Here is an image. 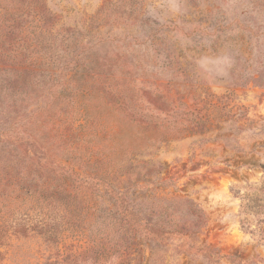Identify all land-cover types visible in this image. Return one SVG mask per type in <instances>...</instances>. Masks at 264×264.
Wrapping results in <instances>:
<instances>
[{"label":"trees","instance_id":"1","mask_svg":"<svg viewBox=\"0 0 264 264\" xmlns=\"http://www.w3.org/2000/svg\"><path fill=\"white\" fill-rule=\"evenodd\" d=\"M108 4L123 8L126 23L137 20L133 3ZM109 8L102 6L82 31L59 23L45 0H0V116L15 124V133L0 130V245L32 233L57 243L63 226L53 232L51 224L60 219L68 228L77 214L91 222L100 217L105 227L95 236L83 231L89 243L69 262L58 257L42 264H80L92 254L130 264L138 245L149 249L151 264H166L171 243L210 263L234 262L192 241L206 225L204 210L192 199L155 191L165 185L158 179L162 164L140 158L170 140L205 136L223 119L216 96L197 81L180 95L176 85L149 81L138 61L110 50ZM70 121L79 122L72 129L97 130L83 132L74 149L45 131ZM91 134L101 141L94 145ZM102 200L108 206L99 215ZM31 203L37 219H18L17 210ZM49 207L55 210L50 221Z\"/></svg>","mask_w":264,"mask_h":264},{"label":"rangeland","instance_id":"2","mask_svg":"<svg viewBox=\"0 0 264 264\" xmlns=\"http://www.w3.org/2000/svg\"><path fill=\"white\" fill-rule=\"evenodd\" d=\"M45 1L60 16L59 23L82 31L107 5L106 31L114 35L110 50L138 61L139 72L149 81L176 85L180 95L197 81L216 96L213 101L223 119L214 122L205 136L170 140L152 149L151 156L140 158L152 157L162 164L158 179L165 185H155V191L166 197L192 199L204 210L206 225L201 233L192 234V241L236 260L221 258L210 263L200 254L179 253L171 243L166 264H236L238 260L264 264V0ZM109 1L127 8L133 3L136 12L131 17L137 16V20L126 23L119 16L123 8H114ZM151 31L153 37L148 36ZM12 120L4 122L0 116V130L15 133ZM78 123L73 126L70 121L60 129L45 131L74 149L84 138L83 132L97 130L72 129ZM106 126L109 128V123ZM91 135L94 145L101 141ZM31 206L20 207L16 217L36 220ZM107 206L102 200L99 215L105 214ZM49 209L46 217L50 221L54 209ZM0 210H5L1 202ZM56 224H51L53 232L56 226H65L60 219ZM63 227L57 243L36 233L8 236L0 245V264H42L58 257L69 262L89 243L83 231L95 236L105 222L100 217L91 222L76 214L68 228ZM149 253L146 246L138 245L136 259L130 264H151ZM87 258L79 263L114 261L93 254Z\"/></svg>","mask_w":264,"mask_h":264}]
</instances>
